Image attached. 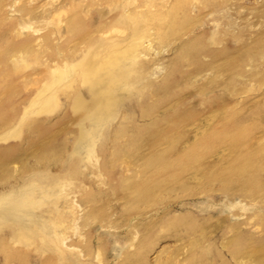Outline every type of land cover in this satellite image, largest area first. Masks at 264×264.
Here are the masks:
<instances>
[{
  "label": "rangeland",
  "instance_id": "1",
  "mask_svg": "<svg viewBox=\"0 0 264 264\" xmlns=\"http://www.w3.org/2000/svg\"><path fill=\"white\" fill-rule=\"evenodd\" d=\"M0 198V264H264V0H0Z\"/></svg>",
  "mask_w": 264,
  "mask_h": 264
},
{
  "label": "bare ground",
  "instance_id": "2",
  "mask_svg": "<svg viewBox=\"0 0 264 264\" xmlns=\"http://www.w3.org/2000/svg\"><path fill=\"white\" fill-rule=\"evenodd\" d=\"M172 28L174 29V27ZM106 45L120 46L116 40L107 41ZM118 49L119 53L122 54L123 60L121 61L113 62L111 56L102 58L101 55H99V51L94 50L87 55V60L82 64L83 79L96 90L99 98L98 104L90 116L96 126L101 124L104 111L110 110L112 112L113 109L110 100L114 92L128 86L129 83L127 79L130 71L129 69L133 64L135 57H137V45L135 43H132L129 46H120ZM103 54L105 55L106 53ZM25 63H27V60ZM14 66L16 68H22L17 62H14ZM63 74V70L59 72L60 76H63ZM75 103L76 106L80 105L81 102L79 101V98L76 99ZM94 135L91 127L86 128L83 126L82 135L78 142L77 149L82 150L87 154L91 153L95 143ZM2 202L3 200L0 198V203ZM27 203H30V200L24 197L19 205L23 206L27 205ZM15 205H17V203Z\"/></svg>",
  "mask_w": 264,
  "mask_h": 264
}]
</instances>
